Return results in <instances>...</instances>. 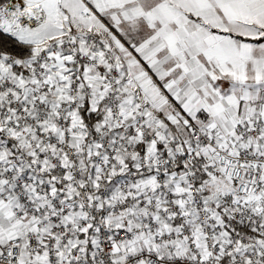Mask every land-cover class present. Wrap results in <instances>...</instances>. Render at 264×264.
I'll use <instances>...</instances> for the list:
<instances>
[{
    "label": "snow or ice",
    "instance_id": "snow-or-ice-1",
    "mask_svg": "<svg viewBox=\"0 0 264 264\" xmlns=\"http://www.w3.org/2000/svg\"><path fill=\"white\" fill-rule=\"evenodd\" d=\"M0 264H264V0H0Z\"/></svg>",
    "mask_w": 264,
    "mask_h": 264
}]
</instances>
